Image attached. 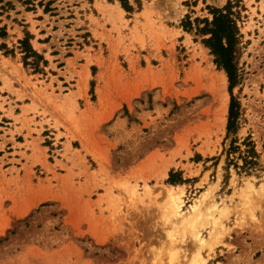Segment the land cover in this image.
I'll return each mask as SVG.
<instances>
[{
    "label": "rangeland",
    "instance_id": "1",
    "mask_svg": "<svg viewBox=\"0 0 264 264\" xmlns=\"http://www.w3.org/2000/svg\"><path fill=\"white\" fill-rule=\"evenodd\" d=\"M228 2L231 89L194 22ZM127 5L0 0V264H264V0Z\"/></svg>",
    "mask_w": 264,
    "mask_h": 264
},
{
    "label": "trees",
    "instance_id": "2",
    "mask_svg": "<svg viewBox=\"0 0 264 264\" xmlns=\"http://www.w3.org/2000/svg\"><path fill=\"white\" fill-rule=\"evenodd\" d=\"M120 1L126 10H130L129 5H127V0ZM230 7L231 6L228 2L223 8L211 9V20H208L207 18H196L194 20L196 33L202 36H207L202 38V43L209 49L210 54L213 55L215 64L222 68L226 73L229 82V89H231L239 81L240 77L238 74L237 64L241 53V35L239 33L236 19L232 17ZM200 24L202 25L200 26ZM183 26L185 28H190L191 22L186 20L184 21ZM4 34L5 32L0 29V36H3ZM20 43L24 46L27 44V47L24 50L30 52L31 55L36 57L35 62L32 64L37 67V62L41 60L42 57L29 49L28 43L25 42L24 39L20 41ZM25 63L27 64V62ZM238 116L239 103L233 96H231L227 114V135L236 131L238 127ZM232 143H234V140ZM245 145L247 147L245 150L240 151V156L243 159V166L249 167L256 164L255 158H257V154L251 141H247ZM232 149L239 151V146L234 145ZM169 181L173 182V179H169Z\"/></svg>",
    "mask_w": 264,
    "mask_h": 264
},
{
    "label": "bare ground",
    "instance_id": "3",
    "mask_svg": "<svg viewBox=\"0 0 264 264\" xmlns=\"http://www.w3.org/2000/svg\"><path fill=\"white\" fill-rule=\"evenodd\" d=\"M215 75H213V77H214ZM219 76V75H218ZM213 79V78H212ZM219 79H220V77H219ZM219 79L218 80H215V81H219ZM221 79H223V78H221ZM220 79V80H221ZM213 82V81H212ZM220 82V81H219ZM218 82V83H219ZM223 82V81H222ZM215 86H217V84L215 85ZM214 87V86H213ZM216 88V87H215ZM219 89V88H218ZM216 90V89H215ZM217 95V94H216ZM217 97V96H216ZM219 100V99H218ZM215 120H217V119H215ZM222 121V120H221ZM219 122V121H218ZM217 125H220V124H218L217 123ZM216 125V126H217ZM177 204H178V200L175 198V197H169V209H168V211L172 214V215H175V213H176V210H177ZM202 264H204L203 262H201ZM201 263H199V264H201Z\"/></svg>",
    "mask_w": 264,
    "mask_h": 264
}]
</instances>
